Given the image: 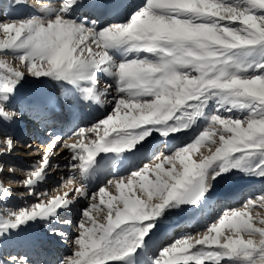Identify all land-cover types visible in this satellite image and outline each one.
<instances>
[{
    "label": "snow or ice",
    "instance_id": "1",
    "mask_svg": "<svg viewBox=\"0 0 264 264\" xmlns=\"http://www.w3.org/2000/svg\"><path fill=\"white\" fill-rule=\"evenodd\" d=\"M12 5L34 12L0 17V124L24 116L13 102L29 76L100 115L65 135L49 131L43 150L24 144L39 159L19 180L2 158L21 142L3 134L0 264H37L7 247L29 229L69 244L47 264H264V187L194 233L167 238L162 227L234 177L264 180V0H141L115 16L122 5L107 0ZM178 135L187 139L166 152H142L154 136L168 145ZM64 151L61 169L53 160ZM132 155L141 162L121 173L116 162ZM54 171L67 175L41 190ZM13 184L24 190L18 197Z\"/></svg>",
    "mask_w": 264,
    "mask_h": 264
},
{
    "label": "bare ground",
    "instance_id": "2",
    "mask_svg": "<svg viewBox=\"0 0 264 264\" xmlns=\"http://www.w3.org/2000/svg\"><path fill=\"white\" fill-rule=\"evenodd\" d=\"M55 2H57V0H28V4L33 5H41ZM107 2H114L122 5V7L120 8L111 9L110 14L115 16L124 15L129 7L140 3L141 0H107ZM4 9L6 13V15H4L5 20H7L9 16L21 17L22 15L27 14V12H34V9H29L27 6H13L12 0H0V12H3ZM101 84L103 85V78L101 79ZM56 90H60V95L56 94ZM13 103L19 104L25 110V114L22 118L17 119L10 124H0V135L2 136L4 133H10L15 138L23 139V141H25L26 143L34 144L41 150H43V142L44 140H46V137H44L43 133L54 131V128H59L60 130H62V128L64 127L65 130L63 135H65L75 124L70 122V119L67 114L62 115L63 109L65 111H72L75 116H77L78 113L83 114L80 115V117H77L76 123L80 121H90L100 115V112L97 111L94 106L83 104L74 97L70 98L69 95L66 93V90L62 86L56 85L54 82H49L48 84H45L41 81L37 82L31 76L27 77V79L22 83L19 88L17 99ZM37 107L39 108L38 114L36 111L32 110ZM28 123L35 124L37 130L40 131L42 134H30V131L27 126ZM0 139H2V137H0ZM183 139H187V136L181 137L178 135L172 141H169L168 145H165L163 143V148L161 152H166L168 146H170L171 144L178 143L180 140ZM160 140L161 138L154 136L152 139L149 140L148 144L145 145V148L142 150V152H146L147 150L155 147V145ZM24 144L21 142L20 147H22V145ZM25 149L27 148L25 147ZM19 154V157L7 156L6 159L5 156V159H11V161L12 159H17L19 160L20 164L22 155L25 153L21 152ZM27 155L37 156L33 153V150L31 149H27ZM67 156L68 153L66 151L62 152L60 155L54 158L53 164L58 163L60 164L61 169H63ZM141 160L142 156L132 155L125 158L124 163L122 165L119 163V161H117L116 163L121 173H123L125 169H127L133 164H139ZM144 162L147 161L145 160ZM17 166H19L18 163ZM26 166H28V164ZM66 175L67 173L65 171H54L49 176L47 183L41 185V190H43L44 188L49 189L50 186H55V184L59 182V178L61 176ZM100 178H102L100 180L101 182L106 178V175L101 174ZM261 181L262 180L258 178H251L248 180H243L241 182L236 181L237 183H232L228 187L223 188L221 191L212 194L209 197L208 202L204 205L202 209H184L185 211H181L179 215L167 216L162 227L166 226V233H168V231L170 230L173 231L174 226H180L179 229H184L188 231L194 225H202L204 222L208 221L213 216V212L216 208L221 207L223 204H229V202H231L230 199L234 198L239 191L240 195L243 194L244 191L246 193V189H249L251 186H254ZM83 203L84 202H81V204H78L76 208L73 209L72 213L70 214L73 219H78V209L82 206ZM194 215L195 218H193ZM65 231L68 232L69 237L71 238L73 230L65 229ZM33 240L38 241L37 247H32L31 241ZM7 247L9 249L15 248L18 251H20L21 249L23 250L22 252H29L33 260L36 261L37 264H47V262L49 261H58L59 258L66 256L69 252L68 243H65L62 239L48 238L47 236H44L42 229L26 230L24 233H21L20 237L17 238L14 242H10ZM39 260H41L40 263H38Z\"/></svg>",
    "mask_w": 264,
    "mask_h": 264
},
{
    "label": "rangeland",
    "instance_id": "3",
    "mask_svg": "<svg viewBox=\"0 0 264 264\" xmlns=\"http://www.w3.org/2000/svg\"><path fill=\"white\" fill-rule=\"evenodd\" d=\"M136 1H138V0H136ZM29 8V7H28ZM30 9V8H29ZM28 9V10H29ZM27 13H29V12H27ZM4 15H6V13H5V9L3 10V12H0V17H2V18H4L5 19V16ZM23 16V15H22ZM7 59L9 60V61H12V57L11 56H9V57H7ZM30 77V76H29ZM41 82H43V83H45V84H48L49 82L50 83H52V81H49V80H47V79H45V78H42L41 80H40ZM39 81V82H40ZM60 93V90H56V94L57 95H60L59 94ZM28 129H29V131H30V134H42L40 131H38L37 130V127H35V124H32V123H28ZM43 135H44V137H46V140H44V141H47V133H43ZM46 135V136H45ZM0 137H2L3 138V135L1 136L0 135ZM18 140H20V142H22L23 144L24 143H26L25 141H23V139H18ZM41 140H43V139H41ZM24 147V145H22V147H18L10 156H14V157H19L18 155H20L19 153H21V152H24L25 154H23L22 155V159L20 160V164H19V160H17V159H12V161H11V159L10 160H6L7 159V156H6V159H5V157H3L2 158V160L4 161V162H6V163H9V164H13V165H16L17 166V163H18V165L19 166H17V174H16V176L13 178V179H15V180H19V179H22V176H23V174H21V173H23L22 171H21V169H23V168H26L27 166V164H28V166L33 162V161H35V160H38L39 159V157H37V156H28L27 155V149H25V147ZM155 147H158V151L159 152H161L162 151V148H163V142H162V140H160L156 145H155ZM201 151H204L203 149L201 150ZM206 154V153H205ZM14 157H12V158H14ZM148 162V161H147ZM106 179V178H105ZM104 179V180H105ZM248 179H251V178H248V177H244L243 179H240V178H238V177H234L232 180H230V181H227V182H224V183H222L221 185H218L217 186V188H216V190L212 193V194H214V193H216V192H219V191H221L223 188H225V187H228L229 185H231L232 183H237V182H241V181H243V180H248ZM4 180H5V182L6 183H9V177H8V174L7 173H5V175H4ZM104 180H102L101 182H103ZM237 181V182H236ZM100 182V183H101ZM57 184H58V182L55 184V186H50L49 187V189H54L56 186H57ZM13 187V192H14V196H19V194H20V192H22V191H24L23 189H20V188H17L15 185H13L12 186ZM261 187H264V180H262L261 182H258L256 185H254V186H251L249 189H246V193H245V191H244V193L243 194H239L237 197H235V198H231L230 199V201L231 202H229V204H223L221 207H219V208H216L215 210H214V212H213V216L212 217H214L223 207H226V206H229V205H236L237 203H239V202H241L243 199H244V197L249 193V192H251V191H253L254 189H259V188H261ZM240 192V191H239ZM22 203V201H20L19 199H13L12 201H10V205H19V204H21ZM219 209V210H218ZM185 211V210H184ZM257 211H260L261 213H264V209H257ZM181 212H172L171 214H169L168 216H176V215H179ZM203 217H204V215H203ZM207 222V221H206ZM206 222H204V223H206ZM203 223V224H204ZM202 224V225H203ZM202 225H198V226H193L191 229H189L188 231H186V230H184V229H179V227L180 226H174V229H173V231L171 232V233H169V234H167V238H171V237H173V236H179V235H182L183 233H190V232H192V233H194V232H196V231H199V230H201V227H202ZM165 237H163L162 239H164ZM71 238L69 237V240H70ZM11 249H13V248H10V250ZM20 251L22 252L23 250H21L20 249ZM68 254H69V252H68ZM67 254V255H68ZM40 255H41V253H40ZM40 259H41V257H40ZM40 261L41 260H39L38 261V263H40Z\"/></svg>",
    "mask_w": 264,
    "mask_h": 264
},
{
    "label": "water",
    "instance_id": "4",
    "mask_svg": "<svg viewBox=\"0 0 264 264\" xmlns=\"http://www.w3.org/2000/svg\"><path fill=\"white\" fill-rule=\"evenodd\" d=\"M189 208H191V207H185V209H189Z\"/></svg>",
    "mask_w": 264,
    "mask_h": 264
}]
</instances>
